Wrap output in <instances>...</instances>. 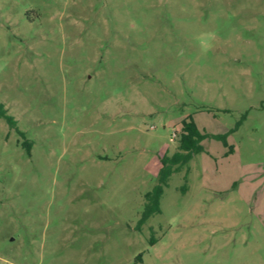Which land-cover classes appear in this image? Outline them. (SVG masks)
<instances>
[{"label": "rangeland", "instance_id": "1", "mask_svg": "<svg viewBox=\"0 0 264 264\" xmlns=\"http://www.w3.org/2000/svg\"><path fill=\"white\" fill-rule=\"evenodd\" d=\"M0 105V264H264V0H0Z\"/></svg>", "mask_w": 264, "mask_h": 264}, {"label": "trees", "instance_id": "2", "mask_svg": "<svg viewBox=\"0 0 264 264\" xmlns=\"http://www.w3.org/2000/svg\"><path fill=\"white\" fill-rule=\"evenodd\" d=\"M0 118L4 119L10 127H15V121L6 114L2 105H0ZM178 137L177 151L171 156L164 155L160 159L158 184L145 196L146 204L142 221L159 212V199L163 193V187L167 185L168 178L172 173L178 172L182 166L188 164L193 155L202 151L201 141L207 138L224 141L225 136H213L200 132L192 118L188 117L182 121Z\"/></svg>", "mask_w": 264, "mask_h": 264}]
</instances>
